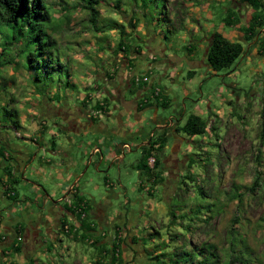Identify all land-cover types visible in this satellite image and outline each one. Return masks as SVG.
<instances>
[{
  "label": "rangeland",
  "instance_id": "374dc122",
  "mask_svg": "<svg viewBox=\"0 0 264 264\" xmlns=\"http://www.w3.org/2000/svg\"><path fill=\"white\" fill-rule=\"evenodd\" d=\"M180 1L190 6L185 7ZM45 2L53 18L52 37L57 42L56 54L59 53L64 64L63 73L60 75L40 64L30 69L28 59L18 57L15 48L6 55L9 63L0 67V132H4L12 147L36 152L39 158L34 164L45 157L54 160L53 142L61 151L73 148L76 156H81L82 148L78 145L85 146L84 142L69 145L66 133L53 126L51 119L48 120L50 131L46 132H34L31 121H36L41 110L47 109L48 98L59 105L54 115L69 118L73 113L79 114L80 107L91 110L88 103L84 104L87 99L82 101L79 94L86 95L83 85L89 84L94 97L97 93L103 96L100 101L105 99L107 96L99 82L105 71L116 76L129 68L130 73H138L142 79L145 75L149 78L147 84L154 91L159 89L162 98L170 102L168 107L159 103L157 109L143 111L141 126L148 130V136L153 132L157 140L162 135V130L155 126V118L161 123L180 120L167 128L165 150L155 156L161 161L157 170L161 180L155 184L137 167L144 153L140 149L127 151L125 159L110 170L102 166L101 173L95 170L99 156L93 164L86 158L81 191L85 189L83 192L90 200L102 201L110 220L124 215V224L110 221V229L104 231L108 232L106 236L89 233L81 242L61 235L55 250H52L54 243L48 241L46 247L34 251L32 256L24 245L21 253L7 256L5 246L0 244V264H109L110 256L99 257V246L103 248L114 241L120 243L123 264H163V260L168 263L174 252L197 253L204 244L216 250L219 264H229L233 257H236L233 264H264V52H258L257 40L245 43L241 29L224 22L236 16L234 8L241 4L237 0L234 5L232 0H217L207 8L212 19L205 11L196 23L190 13L200 6L199 0H151L147 7L140 0H98L100 17L93 26L90 13L83 8L85 0ZM170 15L176 20L184 17L192 26L178 24L175 33ZM240 15V23L245 24L248 15L245 11ZM132 18L136 21L131 23ZM120 26H124L125 36ZM209 29L221 30L231 40L244 44V55L231 69L216 72L207 65L206 49H201L200 44L203 38L209 39L205 38ZM154 31L164 38L168 47L166 54L170 56L159 55L156 61L149 59L151 68L143 71L131 59L141 58L143 52L162 53V46L153 40ZM124 37L131 45L127 53L118 49ZM2 44L0 34V53ZM129 60L133 64L129 65ZM189 71H194L192 78L188 76ZM68 73L72 81L69 88L65 86ZM36 74H40L39 82L35 81ZM132 83L137 89L144 85V81ZM116 96L114 93L113 100ZM131 96V92L126 95L128 100ZM99 99L91 100L92 104ZM114 104L109 99L108 110L100 114H120L114 110ZM92 109V113L98 111L95 107ZM191 115L207 122L204 135L189 137L177 131ZM124 121L129 122L126 118ZM55 122L61 124L62 120L54 119ZM118 124L111 123V126ZM132 130L136 132L139 127ZM71 136L76 138L74 134ZM29 173V184L22 180L8 183L17 196L10 199L14 207L0 199L3 217L11 208L15 210L14 217H19L24 199L34 200L39 193L43 196L42 190L52 185L49 180ZM189 175L192 179L186 178ZM106 181L113 187L109 188ZM234 193L238 197L232 199ZM60 197H63L61 193ZM21 225L25 227V222ZM96 230L100 231L99 226ZM41 232L46 233L44 229ZM83 233L80 230L75 234ZM100 240L103 241L100 243ZM95 241L98 244L92 245ZM210 251L203 255L209 256Z\"/></svg>",
  "mask_w": 264,
  "mask_h": 264
},
{
  "label": "crops",
  "instance_id": "0c3cea01",
  "mask_svg": "<svg viewBox=\"0 0 264 264\" xmlns=\"http://www.w3.org/2000/svg\"><path fill=\"white\" fill-rule=\"evenodd\" d=\"M217 0H199L200 6L198 8H195L193 11H191L190 14L194 15L196 23L200 22L201 14H203L205 11H207V8L214 4ZM226 1V0H223ZM228 1V0H227ZM233 5L236 0H232ZM241 0H237L239 2ZM182 2V1H180ZM184 3V2H182ZM194 4H192L193 6ZM243 5V6H242ZM185 7H189L190 5L184 3ZM234 8V7H233ZM243 11L246 12L248 15V18L246 20V23L243 24V22L233 25L235 28L242 29L244 27L248 26V22L250 21L252 15L255 13L252 8H250L246 3L241 4L240 7L234 8V13L236 15V12H239V14L243 15ZM208 18L212 19V14L207 11ZM171 17V15H170ZM233 23L236 21V17H233ZM178 24L187 26L189 24L188 21L184 17H180L179 20L174 19V17H171V26L173 28V31L176 33V28L178 27ZM189 26H192V24H189ZM188 27V26H187ZM154 29V25H153ZM218 31V30H217ZM264 31V28L261 30ZM218 32L222 33L221 30ZM235 32V31H234ZM152 35L153 40L156 44H160L162 46V53L157 54L154 52H143L142 57L136 58L132 57L131 60H133L134 64L139 67L141 70L146 69V67L151 68V65H148L149 59H154V61L157 60V56L163 55L167 58H169L170 55H167V49L164 42V38L161 35H158L155 31ZM205 38H209L208 40L202 41V44H200L201 49L205 48L207 53V47L210 42L211 35L214 33L212 30H207L205 32ZM262 34V33H261ZM210 35V36H209ZM224 35V34H223ZM227 39L231 40V38L224 35ZM262 37H264V33L262 34ZM233 41V40H231ZM130 62V61H128ZM130 65V63H128ZM132 69V68H131ZM114 70V69H112ZM130 69L124 68L121 72L118 74L113 75L109 71L102 72V79L99 80V82L102 83L103 89H104V96L108 95L114 96V93L117 95L118 92L121 91L122 87L128 82L129 76L132 75L130 73ZM147 71V70H146ZM147 72H143L145 74ZM138 74V73H137ZM114 76V77H113ZM98 80V79H97ZM72 83V81H71ZM86 84V83H84ZM147 84V83H146ZM84 86V89L88 92L86 95H81V100L84 101L87 99V103L90 109H87L89 113L93 112L92 107H95L98 103L103 104L105 102V99L100 101L99 98H103L101 94L96 93V97H94L95 93H91L93 89L91 87ZM102 87V86H101ZM96 88L100 89V86L96 85ZM142 91H147V93L150 96V93L154 90L151 85L147 84V87L143 90H139L140 93ZM74 92V90H73ZM152 92V94H153ZM78 95V96H79ZM127 92H124L120 94L123 102V112L122 116L118 115V118L115 116V112L112 114H108L107 118H111L112 124L119 123L118 126L112 127L111 123H108L105 119V116L103 114H100L101 111H97L92 113L94 117L90 119H85L84 117H80L77 115L76 122L74 124L70 125V127L75 128L77 125H79V129L77 130H71V131H65L67 141L70 144L74 145L75 143H85V146H80V149L82 150V155L79 156L75 154V151L73 148H70L68 151H61L57 147V144L53 142L52 145V155L54 156V160H47V158H42L40 160L39 165H34L32 167H27L25 165V161L29 158L30 151L21 150V148H14L9 144V141L6 139L4 132L1 130L0 132V152H3L1 155L0 153V162L1 168H2V176L0 178V199L1 201H4L8 203V205L11 206L10 199L6 195V191L10 186H8V183L11 181V179H14L15 181L22 180L24 182H27L28 184L31 183V180L27 177V174L29 173L30 176L34 175L42 180L46 179L45 181L49 180L52 182L51 186H48L49 188L38 189L40 192L41 190L45 193L43 196L37 194L36 198L34 200L24 199V202L16 201L17 204L19 202L22 203L20 206L22 207L21 215L17 218L14 217L15 210L14 208H11L10 213L3 217L0 215V244H3L5 246L4 252L8 254L7 256H10L13 254L12 247L16 242V239L14 238L13 242L10 241V237L14 234L16 227L20 223L25 222V227L21 225L22 228L26 229V237H27V243L28 244H34V239L37 237V235L42 234V229L46 231V234L48 235L47 243L38 247L37 249L29 248L27 246V243L22 244V246H26V249L29 250L31 253V256L34 251L46 247L48 245V241L53 244L52 250L56 249V245L60 241L61 235H66L70 239L73 240V242L76 241H83L81 240V237H83L85 234L94 233L99 237L106 236V232H104L106 229H110V221H114L115 223H121L120 225L125 223V220L123 219L124 215H119L117 219H111L109 216L108 208L107 206L102 202L98 201L96 198L90 200V198L85 196V192H83L85 189L81 191L80 182L82 181V178L85 176L83 174L84 167L86 166V158L87 160H90V163H94V159L99 156V164L95 166V170L97 173L102 172V166H107L110 162H112V165L115 166L117 162H122L126 157L127 151H133L135 148L140 149L142 152H144V149L147 147L148 142V130L143 129L141 126V122L143 121V113H137L136 110L128 108V104L130 103V99L128 100ZM95 98H98L99 101L96 102V104H92L91 100L95 101ZM109 99V98H108ZM60 101V100H59ZM112 101V99H111ZM85 102V103H86ZM54 104L56 106H59L57 102L54 101ZM87 105V104H86ZM121 105L114 104V110L118 111L120 110L119 107ZM136 104H134L135 106ZM158 105H154L153 108L157 109ZM134 111V113L132 112ZM121 113V112H120ZM135 118V120H132V116ZM124 118H126L129 122L125 123ZM85 119V120H84ZM48 118H39L36 121H31L32 128L34 132H46L50 131V127L48 126ZM156 120V118H155ZM54 123V121L51 122V124ZM172 126L173 122H170ZM130 124V125H129ZM54 126V124H53ZM139 127V130H136L134 132L132 129ZM74 134L76 138L72 137L71 135ZM74 143V144H73ZM131 143V144H130ZM120 145V147H119ZM129 145V148H126L125 146ZM58 148V149H57ZM13 156L22 158L18 160V164L14 163L11 160ZM124 158L122 159V157ZM119 159V160H118ZM151 159V158H150ZM112 168V167H111ZM7 169L11 170V176L8 175ZM54 170V171H53ZM89 171V168L88 170ZM25 173V174H24ZM96 174L93 172V175ZM12 177V178H11ZM148 180V179H147ZM54 182V183H53ZM108 187H113L110 183L106 181ZM143 185V184H142ZM61 193L63 197L58 198V194ZM65 198L71 199L73 201V207H69L67 205V201L65 202ZM63 199V200H62ZM82 202V203H80ZM85 210L88 212L86 213V217L84 221H82L84 224H86L87 228L83 226V223H81L80 213L78 212L79 208L75 210V207L77 204H83ZM14 204H12V207ZM16 205V203H15ZM78 210V211H77ZM75 211V213L73 212ZM18 223V224H17ZM66 224V226L74 227L77 232L76 234H79V231L82 230L85 233L78 236V238L68 236L64 230L63 226ZM91 228H90V227ZM99 226L100 231H97L96 228ZM116 229V226H114ZM91 230H89V229ZM124 232H127L124 230ZM75 234V235H76ZM104 240V239H103ZM100 240V243L101 241ZM23 251V250H22ZM51 251V250H49ZM16 254V253H15ZM30 256V257H31ZM29 257V258H30ZM100 257V256H99Z\"/></svg>",
  "mask_w": 264,
  "mask_h": 264
},
{
  "label": "trees",
  "instance_id": "16d2710c",
  "mask_svg": "<svg viewBox=\"0 0 264 264\" xmlns=\"http://www.w3.org/2000/svg\"><path fill=\"white\" fill-rule=\"evenodd\" d=\"M83 8L90 13V22L96 25L100 14L98 7V0H85ZM144 7L149 5L151 0H140ZM240 4H247L250 8L254 10L248 26L241 29L244 35L245 43H250L253 40H257L258 52H264V37H262L261 30L264 28V0H241ZM120 4V3H119ZM236 21L233 23V17L226 18L224 20L226 25L233 26L240 23L241 15L236 12ZM136 21L135 18H132L131 23ZM121 27V34L125 36L124 26ZM54 32L53 18L50 12L49 7L47 6L45 0H0V34L3 37V44L1 45L0 53V67H6L9 63L5 59L6 55L13 51L15 48L17 50V56H24L28 59L29 68L33 69L35 65L40 64L44 67L54 69L56 73L62 75L64 64L61 62L59 53L57 51V42L52 37ZM128 38H125L119 43L118 49L125 53L130 50L131 45L127 42ZM245 46L242 42L231 41L227 39L222 33L215 31L210 38L209 45L207 47V53L205 54L206 63L214 71L220 72L223 70L231 69L235 63L244 55ZM39 58H42L40 60ZM57 58L58 60L56 61ZM130 61V65L133 62ZM50 71V70H49ZM48 71V72H49ZM194 71H189L188 76L192 78ZM68 78L66 80L65 86L69 88L71 86V74L68 73ZM62 78H60L61 80ZM35 81H40V74H36ZM55 81V80H54ZM147 87V84L140 88L144 89ZM66 90V88H64ZM162 96V95H160ZM58 101L60 100L59 95L56 96ZM157 104H162L165 107H168L170 102L163 97L160 101V97H156ZM85 105L87 104L84 103ZM109 106V99L106 98L103 104L98 103L95 106V109L98 111H107ZM208 124L200 116L191 115L186 123L177 129L179 133L183 132L189 137H195L198 135H204L207 132ZM168 141L167 135L164 133L160 135L157 140L151 142L149 148H146L143 153L142 160L137 164L138 169L141 174L146 175V178L149 182L157 183L161 180L159 176L160 173L157 171L161 167V161L158 159V156L155 161L154 168L149 166V159L154 156V152L157 151L158 155L162 153ZM159 145L158 148L156 146ZM1 155L3 152H0ZM194 163V160L191 162ZM8 175L11 176V170H6ZM12 178V177H11ZM187 179H192L189 175ZM12 182H17L14 179H11ZM257 183H255V186ZM202 193L204 190L202 189ZM8 198H15L17 193H14L12 187L8 188L6 191ZM238 194H232L231 198H237ZM82 203V202H80ZM84 204V203H83ZM81 205V204H80ZM79 204L76 205L75 210L80 207ZM78 211V210H77ZM75 213V211H73ZM82 221L86 217V210L78 211ZM85 215V216H84ZM177 215H174L176 218ZM193 221V218H191ZM83 226L87 225L83 223ZM68 227V228H66ZM90 227V226H89ZM87 228V227H86ZM91 228V227H90ZM89 229V228H88ZM64 232L71 237L78 238L75 233L77 230L72 226L63 227ZM91 230V229H89ZM17 237H21V233ZM19 239V238H18ZM17 239V242L12 247L13 252L21 253L22 244L20 240ZM81 240H86V235L81 237ZM98 241L92 243V245H97ZM99 246V256H110L108 257L109 264H123V258L121 256V247L120 243L114 241L112 244H105ZM209 244H204L202 249L198 250L196 253L189 252L185 250V253L174 252L172 257L168 260V263L165 260L161 261L163 264H219L220 257L216 250H212ZM211 250V251H210ZM210 251L209 256H204L205 252ZM204 256V257H202ZM202 257L201 259H199ZM235 258L233 257L229 264L235 263Z\"/></svg>",
  "mask_w": 264,
  "mask_h": 264
},
{
  "label": "flooded vegetation",
  "instance_id": "af4514ba",
  "mask_svg": "<svg viewBox=\"0 0 264 264\" xmlns=\"http://www.w3.org/2000/svg\"><path fill=\"white\" fill-rule=\"evenodd\" d=\"M132 81H133V79L131 78V75L129 76V79H128V82L122 87V89H121V91H119L118 93V95L116 96V99L115 100H113V96H111V98H110V96L108 95V98L109 99H112V101H114V103L118 106V105H121L122 104V102H123V100H122V98H121V96H120V94H122V93H124V92H131V94H132V96H131V98H130V103L127 105L128 106V108H131V109H134V110H136L137 111V113H143V111L144 110H146L147 108H152L153 109V106L156 104L157 105V102H156V98L154 99V98H152V96L150 95L149 96V94L147 93V91H142V93H140L139 92V90H140V88H138L137 89V87L132 83ZM143 90V89H142ZM160 101H162V96H160ZM47 104H48V106H47V109L46 110H41V115L38 117V119L39 118H48V119H51V121H54V119H58V118H60L61 120H62V123L61 124H59L58 122H55V126L60 130V131H63V132H67V131H71V130H67V128H68V126H70V123H72V124H74V122H76V117H77V115H79L80 117H84L85 119H90V118H92V117H94L93 116V114H91V113H89L88 111H87V109H85L84 107H80L78 110L80 111L79 112V114H76V115H74V113H73V115H70L69 116V118H66L65 116H63L62 114H58V115H54V112L59 108L58 106H56L55 104H54V100H53V98H48L47 99V102H46ZM134 104H136L135 106H134ZM82 108V109H81ZM119 109L120 110H118L117 111V113H120V114H118L119 116L121 115L122 116V112H123V107H122V105L119 107ZM72 110V109H71ZM71 112V111H70ZM133 113H134V111H132ZM108 114H110V113H108ZM107 114V115H108ZM107 115H104L105 116V118H107ZM118 115H115L117 118H118ZM84 119V120H85ZM180 119H178V120H176V122H178ZM173 122V125H175L176 124V122L174 123V121H172ZM154 123H155V126H156V128L157 129H159V130H162V132L160 133V134H164L165 132H166V130H167V128H169V127H171L170 125H171V123H168V122H166V123H161V122H158L157 120H155L154 119ZM71 124V125H72ZM79 125H77L73 130H77V129H79ZM150 136L148 137V142H147V147L146 148H149V146H150V144H151V142H153V140H155L154 138H156L155 137V135H154V133L153 132H150V134H149ZM127 146V147H126ZM125 147L126 148H129L130 146L129 145H126ZM159 147V145H157L156 146V148H158ZM145 148V149H146ZM144 149V150H145ZM165 150V148L163 149V151ZM28 151H30V150H28ZM162 151V152H163ZM156 154H158L157 153V151H155L154 152V156H156ZM39 158V156L37 155V153L36 152H33V151H30V155H29V158L25 161V165L24 166H26V168L27 167H32V166H34V165H39V163H40V160H39V163H36V164H34L35 162H36V160ZM124 158V156L122 157V159ZM19 159H22V158H19V157H16V156H13L12 157V161H13V164L14 163H16V164H18V160ZM119 160V159H118ZM155 161H156V157H155ZM33 163V164H32ZM117 163H119V162H117ZM32 164V165H31ZM154 164H155V162H154ZM154 164H150L149 163V166L151 167V168H154ZM113 165H112V162H110L108 165H107V169H109L110 170V168L112 167ZM25 174V173H24ZM64 199H65V202L67 201V203H68V200L70 199H67V198H65L64 197ZM12 205V204H11ZM67 205H69V204H67ZM69 207H73V201H72V205H69ZM88 212V209H87V211H86V213ZM64 227V226H63ZM26 228V227H25ZM25 228H22L21 226H17V228L15 229V232H14V234L10 237V241H12L13 242V240H14V238L16 239V236H18V234H20L21 233V242L24 244V243H27V237H26V229ZM110 233H112L111 231H110ZM112 235V234H111ZM46 238H48V235L46 234V233H42V234H39V235H37V237H35V239H34V244L32 245V244H28L27 243V246L30 248H33V249H37L38 247H40V246H42V245H44V244H46L47 243V239ZM18 239V238H17ZM16 239V240H17Z\"/></svg>",
  "mask_w": 264,
  "mask_h": 264
},
{
  "label": "built area",
  "instance_id": "2783aa9c",
  "mask_svg": "<svg viewBox=\"0 0 264 264\" xmlns=\"http://www.w3.org/2000/svg\"><path fill=\"white\" fill-rule=\"evenodd\" d=\"M144 78L142 79V76H140L139 74H136V73H133L132 75H131V78L133 79V80H135V82L136 83H140L141 81H144V83H148L149 82V78L148 77H146L145 75L143 76ZM160 90L159 89H156L154 92H153V94L151 95L152 96V98H156V97H160ZM127 147V146H126ZM154 162H155V156H153V157H151V159H149V163L152 165V164H154ZM68 204L69 205H72V200L71 199H69L68 200ZM83 206H85L84 204H81L80 205V207H79V211H82L83 209H85ZM85 216V215H84ZM66 228H68V227H66ZM19 239L18 240H20L21 241V237H18Z\"/></svg>",
  "mask_w": 264,
  "mask_h": 264
},
{
  "label": "water",
  "instance_id": "95a60500",
  "mask_svg": "<svg viewBox=\"0 0 264 264\" xmlns=\"http://www.w3.org/2000/svg\"><path fill=\"white\" fill-rule=\"evenodd\" d=\"M86 170H88V169H86ZM63 200V199H62Z\"/></svg>",
  "mask_w": 264,
  "mask_h": 264
}]
</instances>
